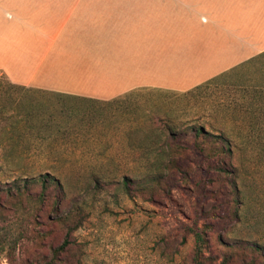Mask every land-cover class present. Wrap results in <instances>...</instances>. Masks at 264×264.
<instances>
[{
	"label": "rangeland",
	"instance_id": "1",
	"mask_svg": "<svg viewBox=\"0 0 264 264\" xmlns=\"http://www.w3.org/2000/svg\"><path fill=\"white\" fill-rule=\"evenodd\" d=\"M236 84L68 104L0 83V264H264L243 248L264 247V91ZM192 125L232 153L201 157Z\"/></svg>",
	"mask_w": 264,
	"mask_h": 264
},
{
	"label": "crops",
	"instance_id": "2",
	"mask_svg": "<svg viewBox=\"0 0 264 264\" xmlns=\"http://www.w3.org/2000/svg\"><path fill=\"white\" fill-rule=\"evenodd\" d=\"M208 82L264 91V0H0L6 86L73 104Z\"/></svg>",
	"mask_w": 264,
	"mask_h": 264
},
{
	"label": "trees",
	"instance_id": "3",
	"mask_svg": "<svg viewBox=\"0 0 264 264\" xmlns=\"http://www.w3.org/2000/svg\"><path fill=\"white\" fill-rule=\"evenodd\" d=\"M167 131L169 130L170 132V127L167 125ZM192 135L195 137H198L199 135L206 139L207 141L211 140L212 138H215V141L214 143L212 144V152L211 153H205V149L202 147V144L201 142L199 141H196L193 143V147L194 149L196 150V152L202 157H204V155H208L211 156V155H214V156H219L220 154H226V155H230L232 152H231V148H230V145H229V142L226 140V138L222 135V134H217L215 136H212L211 133L207 132L206 130H204V128H202V126H196V125H192V126H189L188 128ZM214 140V139H213ZM178 144L172 142L171 144H164L163 145V149H170L169 153H176V149L178 148L177 147ZM167 154H168V151H167ZM225 164V160H221L220 161V166H217V169L222 171V172H226L227 173V166L224 165ZM225 166V167H224ZM174 168L176 169L178 167L176 161L174 160L173 157H171V160L169 161V164H164L163 165V168L165 169H170L171 168ZM179 169V167H178ZM182 169H179V171H181ZM194 233V232H193ZM194 237H195V240L199 239L198 238V235L197 233H194ZM65 244V241L61 244V247H63ZM243 248H246L247 250H251V251H256L258 254H261L263 252V248L262 245H259V244H255V243H248V242H244L243 241ZM196 253H200V250H196ZM196 256V260L194 262V264H200V260H199V255H195ZM224 261H225V258H223L221 260V263L220 264H224Z\"/></svg>",
	"mask_w": 264,
	"mask_h": 264
}]
</instances>
